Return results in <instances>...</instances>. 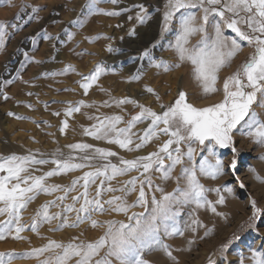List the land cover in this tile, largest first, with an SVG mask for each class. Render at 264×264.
Masks as SVG:
<instances>
[{"label":"snow or ice","instance_id":"6c2138e0","mask_svg":"<svg viewBox=\"0 0 264 264\" xmlns=\"http://www.w3.org/2000/svg\"><path fill=\"white\" fill-rule=\"evenodd\" d=\"M105 2L119 5L121 0H85L80 14L69 23L83 27L87 19L94 15L119 17L135 10V16L129 15L128 20L135 19L137 24L144 25L153 19V11L161 13V8L153 7L150 11L152 6L144 3L108 10L99 6ZM10 3L11 0H0V7ZM39 11L38 7L32 6L24 22L38 20ZM14 19L21 21L23 16L18 14ZM22 27L20 23L0 21V51L5 50L7 41ZM159 29L160 39L150 42L138 59L145 61L148 67L156 68L158 73H168L182 64H191L193 78L200 85L205 98L221 91L217 88L219 73L231 66L245 42L254 52L224 79L223 98L219 102L196 107L189 102L187 94L180 91L173 104H161L162 111L157 112L130 97L112 98L111 103L104 101L101 106L115 105L123 110L125 105L131 104L139 111L127 121L118 114L88 116V119L96 122L89 127L82 126L83 135L117 145L129 153L140 152L161 136L167 137L155 151L146 155H137L133 159L119 156L118 163H114L111 158L117 157V152L83 142L66 145L70 150L68 154L59 148L48 154L39 150H29L26 154H0V217H4L0 219V241L9 238L15 241L28 240L24 232L40 235L39 230L45 224L50 226L49 231L79 228L85 223L93 229H104L95 241H83L79 237H73L67 243L48 239L46 244L29 251L0 252V264H14L16 260L30 258L37 259L38 264H152L144 258L151 251H163L172 264H179L171 246L165 242L166 238L183 237L186 231H191L193 238L188 241L191 244L195 243L199 229H205L199 239L214 232V227L209 228L197 217V209L210 210L215 216L227 220V214L218 211L217 206L225 205L230 196L237 198L236 190L227 183L215 188L206 187L201 183V178L217 180L231 174L238 180V162L242 153L236 147L237 133L264 147V119L253 107L255 105L264 109V0H164ZM64 33L68 40L74 38L75 34L68 29ZM41 34L45 40L54 39L47 29H42L28 39L35 46ZM129 35H136L135 27L129 31ZM165 36L172 37L166 45L161 42ZM195 36H199V39L193 44L192 38ZM101 38L112 39L100 35L85 39L92 43ZM55 39L61 38L57 36ZM157 49L174 51L178 62L172 63L158 57ZM107 51L114 54L122 52L111 45ZM22 55L24 60L20 61L21 65L45 62L35 60L27 50L22 51ZM132 59L135 61L136 58ZM14 71L16 76L13 79L0 82V95L5 100L9 97L4 87L15 79H22L21 69ZM70 71L75 69L68 65L41 75L55 77ZM108 71V66L102 62L89 75L83 76L80 87L84 94L87 95L92 85ZM142 75L143 67H140L129 77V82L139 80ZM146 92L160 99L153 88L146 86ZM69 105L64 110L66 117L80 112L82 107H97L94 102L86 104L83 100L75 105L69 102ZM53 114L59 116L60 112ZM8 115L16 119H30L13 112ZM121 123L125 126L118 127ZM140 124L146 126L140 131H133ZM68 128L69 123L65 119L59 131L63 134ZM225 149L232 153L227 166L224 153L220 151ZM259 158L264 160V155ZM49 164L54 167L43 171L41 175L34 174L41 171V166ZM178 167L179 174L174 175ZM86 168L90 170L83 171L68 185L48 182L50 178ZM249 170L258 182L264 183V177L259 176L254 168ZM132 172L137 175L113 186L112 182L118 177L128 176ZM154 173H159L162 181L174 180L176 187L166 192L160 184H154ZM93 186L94 194L91 191ZM239 188L242 190L241 195L248 198L251 215L237 232L219 246L213 254L217 259L209 256L208 264H264V206H258L257 200L247 193L242 182ZM156 192L160 193L159 198ZM212 192L216 194L215 201L209 199V193ZM109 193L113 195L105 199ZM133 193H136V199L130 203L128 197ZM41 195L54 198L42 203L31 216L30 222H24L23 213ZM189 207L192 210L184 221L181 213ZM53 208L57 211H51ZM136 208L142 211H133ZM105 213L123 214L126 222L112 219L100 221L95 218ZM245 233H252L253 240L244 242L242 247H235L244 240ZM232 252L236 254L235 260L229 259Z\"/></svg>","mask_w":264,"mask_h":264},{"label":"rangeland","instance_id":"374dc122","mask_svg":"<svg viewBox=\"0 0 264 264\" xmlns=\"http://www.w3.org/2000/svg\"><path fill=\"white\" fill-rule=\"evenodd\" d=\"M154 1L153 3L151 2L152 4L150 2L145 4L144 0H121L119 5L107 2L99 5L101 8L108 10L118 9L119 7H131L139 3H144L148 6L152 5L150 11H152L153 7L161 8V13L153 11V19L149 23L144 24L145 26L137 24L135 19L128 20L129 15L135 16V10L124 13L119 17L94 15L87 19L83 27L70 24L69 22L76 19L78 14H80L81 6L85 3V0H11L10 4L0 7V21L23 24V27L16 30L15 34L7 41L5 50L0 51V82L3 79H13L16 76L14 69L17 68L21 69L22 76V79H15L12 84L4 87L9 99L5 100L0 95V154L7 155L12 152L26 154L29 150L33 152L39 150L41 153L48 154L54 152L57 148L68 154L70 150L65 147L66 145L83 142L97 147L109 148L117 152L118 156L111 159L114 163H118L119 156H123L125 159H133L137 155H146L148 152L155 151L157 146L166 140L167 137L161 136L159 140L150 143L140 152L129 153L120 149L117 145L96 141L92 137L83 135L82 126L89 127L96 122L88 119V116L118 114L124 116V120L127 121L139 111L138 108L131 104L125 105L123 110L115 107V105L112 107L101 106L104 101L111 103L112 98L130 97L160 112L162 111L160 105L173 104L178 98L180 91H184L189 102L196 107L209 106L222 100L224 79L246 62L254 52V49L247 46L245 42V46L233 59L231 66L222 69V73H219L218 86L221 89V92L219 91L221 96H219L218 100L208 103V99L211 97L205 98L203 96L200 85L193 78L191 64H182L179 68L168 73L162 71L158 73L156 68L148 67L145 61L138 59L143 49L148 47L150 42L160 39L159 20L163 11L164 0ZM156 1L159 3H156ZM32 6L40 9L38 12L39 19H33L25 23L27 13L30 12ZM18 14L23 16V20L16 21L14 19ZM54 20L58 22L53 23ZM117 25L122 26L117 27ZM134 27L136 35L130 36L129 31ZM42 29H47L54 39L45 40L41 34V36L37 37V44L34 46L28 38L41 32ZM65 29L75 34L73 39H67L64 33ZM9 31L12 30L9 29ZM97 35L112 37V39L101 38L92 43L85 39L86 37ZM57 36L61 39H55ZM171 38V36H165L161 42L166 45ZM198 39L199 36L193 37L192 43L195 44ZM109 45L113 48L121 49L122 52L120 54L109 53L107 51ZM34 48L37 50H34ZM24 50L29 51V54L34 56L35 60L45 62L42 64L29 62L26 66L21 65L20 61L24 60L22 55ZM156 55L172 63L178 62L177 56L172 50L162 51L157 49ZM132 58H136L135 61ZM102 62L108 66L109 71L106 74H102L89 89L88 94L85 95L84 90L80 87L82 77L89 75L97 64ZM68 65H71L75 71L55 77H44L41 75L43 72L61 70ZM140 67H143L141 78L129 82V77ZM25 81H28V83H25ZM146 86L153 88L160 99L157 100L156 95L147 93ZM174 87L178 89L177 93H173ZM65 89L69 90L65 91ZM28 93H32V95H28ZM80 100L85 101L86 104L94 102L97 107H82L80 112H75L70 117H66L64 110L70 106L69 102L75 105ZM54 101L56 102L54 103ZM28 105H32V107L29 108ZM253 107L260 114V118L264 119V109L255 105ZM9 112L16 113L21 117H29L30 119H16L14 116H9ZM55 112H60V115H54L53 113ZM65 119L68 120L69 128L62 134L59 129ZM124 126L123 123L118 125V127ZM145 126L146 124H140L133 131H140ZM235 141L236 147L242 153L238 162V180L231 174L217 180L201 178V183L206 187L215 188L227 183L236 190L237 198L230 196L227 198L225 205L217 206V210L226 213L228 218L225 220L222 217L215 216L207 209H197V217L209 228L214 227V232L210 236L199 239L198 237L203 236L205 231V229H199L196 233L195 243L190 244L188 242L193 238L191 231H186V236L183 237L166 238L165 242L171 246L173 255L177 257L179 264H194L196 260L198 261L195 264L197 262L198 264H208L209 256L217 259L218 257L213 254L216 253L219 246L227 241L234 232H237L240 225L251 215V205L247 196L241 195L242 190L239 188V183L242 182L246 186L247 193L257 200L258 206H264V183L258 182L254 173L249 170L254 168L259 176L264 177V160L259 158L264 155V147H260L253 143L251 138L241 136L239 133L236 134ZM220 151L224 153L225 165L227 166L231 161L232 153L227 149ZM52 167L54 165L51 164L41 166V171H37L34 174L41 175L43 171H48ZM88 170L90 169L86 168L67 175L53 177L48 182L68 185L73 178L82 175L83 171ZM178 174L179 167L174 175ZM132 175H137V173L132 172L128 176L118 177L117 180L112 182L113 186H118L122 181L130 179ZM153 182L164 187L166 192H171L176 187L174 180L162 181L159 179V173L153 174ZM91 191L94 194L95 186H93ZM115 194L120 195V193ZM56 195H59V193ZM111 195L113 193L107 194L104 198L107 199ZM155 195L157 198L160 197L159 192H156ZM53 198V196L47 195L39 196L23 213V221L30 222L35 210L46 200ZM128 199L130 203L134 201L136 193L131 194ZM209 199L215 201L217 199L216 194L214 192L209 193ZM191 210L192 208L190 207L185 208L181 213L182 220L186 221L188 219V212ZM51 211L55 212L57 209L53 208ZM133 211L139 212L142 209L136 208ZM95 218L100 221L112 219L126 222V217L123 214L116 213H105L97 215ZM0 219H4V217H0ZM49 227L47 224L41 227L39 230L40 235L30 231L24 232L23 235L27 236L28 240L15 241L9 238L5 241H0V252L14 250L19 253L29 251L31 248L46 244L48 239L67 243L73 237H79L83 241H95L104 232L103 228L93 229L87 223L82 224L79 228H65L60 231H49ZM243 235L244 240L235 245V247H242L244 242H251L254 238L252 233ZM257 242L261 241L258 240ZM144 258L151 261L152 264H172L163 251L147 252ZM236 258L235 252L229 254V259L235 260ZM14 264H38V261L35 258H30L16 260Z\"/></svg>","mask_w":264,"mask_h":264},{"label":"bare ground","instance_id":"6f19581e","mask_svg":"<svg viewBox=\"0 0 264 264\" xmlns=\"http://www.w3.org/2000/svg\"><path fill=\"white\" fill-rule=\"evenodd\" d=\"M144 1H145V2H144L145 4H147V2H150V4H152L154 0H144ZM157 1H159V0H157ZM157 1H156V3H159V2H157ZM151 2H152V3H151ZM154 2H155V1H154ZM151 6H152V5H151ZM119 8H120V7H119ZM154 15H155V14H154ZM155 19H156V18H155ZM156 21H157V20H156ZM148 23H149V22H148ZM146 24H147V23H146ZM156 25H157V24H156ZM144 26H145V25H144ZM151 27H152V26H151ZM143 28H144V27H143ZM150 30H151V28H150ZM142 31H144V30H142ZM142 31H141V32H142ZM155 32H156V30H155ZM142 36H143V35H142ZM152 37H153V36H152ZM108 59H109V58H108ZM109 60H110V59H109ZM221 71H222V70H221ZM221 73H222V72H221ZM221 73H220V74H221ZM220 74H219V75H220ZM219 77H220V76H219ZM181 83H182V82H181ZM187 83H188V82H187ZM176 84H177V83H176ZM178 85H179V84H178ZM185 85H186V83H185ZM175 86H176V85H175ZM180 86H181V85H180ZM176 87H178V86H176ZM199 87H200V86H199ZM174 88H175V87H174ZM217 88H219V86H218V82H217ZM184 89H185V88H184ZM186 89H187V88H186ZM172 91H173V93H177L178 89L175 88V89L172 90ZM201 92H202V91H201ZM220 92H221V91H220ZM219 96H221L219 92L210 95L211 98L208 99V103H211V102H213V101L218 100V99H219ZM147 98H148V97H147ZM206 98H207V97H206ZM194 102H196V101H194ZM158 112H159V111H158ZM263 196H264V195H263ZM185 236H186V235H185ZM206 244H207V243H206ZM213 245H214V244H213ZM203 250H204V249H203ZM203 250H202V251H203ZM199 253H200V252H199ZM202 254H203V252H202ZM187 257H188V256H187ZM195 258L197 259V257H195ZM196 259H195V260H196ZM199 260H200V259H199ZM162 261H163V260H162ZM196 261H198V260H196ZM196 261H195V262H196ZM160 262H161V261H160ZM163 262H164V261H163ZM191 262H192V261H191ZM195 262H194V264H195ZM185 264H187V263H185ZM197 264H198V262H197Z\"/></svg>","mask_w":264,"mask_h":264}]
</instances>
